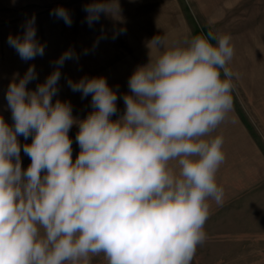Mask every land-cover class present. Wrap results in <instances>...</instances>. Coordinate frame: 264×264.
<instances>
[{
  "label": "clouds",
  "instance_id": "clouds-1",
  "mask_svg": "<svg viewBox=\"0 0 264 264\" xmlns=\"http://www.w3.org/2000/svg\"><path fill=\"white\" fill-rule=\"evenodd\" d=\"M109 10L87 6V22ZM50 15L72 24L63 7ZM34 25L33 16L22 38H8L25 61L45 52ZM150 43L163 52L131 75L125 112L115 121L118 97L103 77L68 81L92 97L86 119L75 121L70 105L52 103L60 67L78 59L71 50L35 91L26 90L37 78L34 66L9 85L15 124L0 119V264H92L101 255L107 264H192L207 239L210 201L224 203L216 179L224 140L211 134L233 107L238 74L228 65L235 50L230 35L212 32L170 47L159 35ZM74 123L80 153L73 162ZM32 133L24 170L17 136Z\"/></svg>",
  "mask_w": 264,
  "mask_h": 264
},
{
  "label": "rangeland",
  "instance_id": "rangeland-1",
  "mask_svg": "<svg viewBox=\"0 0 264 264\" xmlns=\"http://www.w3.org/2000/svg\"><path fill=\"white\" fill-rule=\"evenodd\" d=\"M94 3L108 4L110 10L100 13L90 26L85 8ZM58 7L68 11L71 26L50 15ZM33 16L36 39L45 52L25 61L8 38H22L24 25ZM199 31L205 37L209 32L232 37L235 54L228 67L238 79L233 78L232 110L211 134L224 140L225 161L216 174L224 203L217 206L210 201L207 239L197 247L192 264H264V0H0V119L14 129L6 99L11 83H18L34 66L37 78L26 90L35 91L56 70L61 55L71 50L78 59L60 67L52 103L70 105L75 121L86 119L95 110L92 97L82 98L68 81L103 77L118 97L117 113L110 117L115 121L125 112L122 97L130 94L131 75L163 52L150 43L153 37H164L170 47ZM78 132V123L68 132L73 162L80 153ZM34 134L27 139L17 136L24 170L31 160L23 146L31 144ZM92 264L107 260L101 255Z\"/></svg>",
  "mask_w": 264,
  "mask_h": 264
},
{
  "label": "trees",
  "instance_id": "trees-1",
  "mask_svg": "<svg viewBox=\"0 0 264 264\" xmlns=\"http://www.w3.org/2000/svg\"><path fill=\"white\" fill-rule=\"evenodd\" d=\"M199 35H202L201 33H200V31H199V33H198Z\"/></svg>",
  "mask_w": 264,
  "mask_h": 264
}]
</instances>
